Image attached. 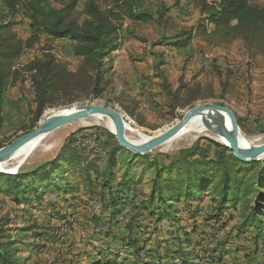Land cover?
Wrapping results in <instances>:
<instances>
[{
	"label": "rangeland",
	"instance_id": "obj_1",
	"mask_svg": "<svg viewBox=\"0 0 264 264\" xmlns=\"http://www.w3.org/2000/svg\"><path fill=\"white\" fill-rule=\"evenodd\" d=\"M69 1L53 0V5L62 8ZM250 1L264 5V0ZM85 2L78 0L73 16L81 24L87 19L83 13ZM100 3L103 10L115 9L117 5L116 0H100ZM142 10L152 13L153 18L146 22L114 21L121 27L110 39L115 40L118 47L105 55L100 72L103 91L99 95L92 93L96 63L75 54L76 42L34 32L22 10L7 16L5 21L13 22L10 32L25 46L12 63L10 73L9 67L4 70L9 75L1 112L0 147L31 131L46 113L50 115L91 102L93 97L117 107L124 113L126 123L148 136H155L173 125L193 106L210 102L229 106L240 132L251 141L258 143L264 139V24L251 31L245 26L226 30H214V26H210L209 33L195 36L186 46L180 40L198 22L199 8L185 0L179 4L173 0H146ZM6 15L7 11L0 7V16ZM49 58L64 71L58 73L56 85L48 95L49 103L36 118L35 63ZM57 70L56 67L53 72ZM70 138L67 159L78 154L80 163L61 162L67 178L62 182L63 191L46 190L39 200L31 190L15 195L8 192L6 181L0 183V229L18 241L16 258L21 263L92 264L96 259H107L125 264L144 263L141 260L181 264L178 254L181 251L187 253V259L199 264H260L264 261V236L256 238V228L249 231V240L236 239L237 230H231L240 220L239 212L233 208L235 204L231 203L230 209L224 212L226 228L220 227L221 222L212 220L209 224L200 217L209 203L211 207L212 197L218 195L214 186L193 205L187 206L183 200L171 203L173 217L162 220L156 232L155 219L133 207V202L142 199L141 192H150L155 169L147 163L133 169L137 182L120 194L122 200L128 202L112 219L113 209L105 205L99 194L101 176L99 181L97 177L98 172L103 171L108 150L117 148L118 143L103 123L58 128L48 134L43 145L20 163L14 173L0 172L11 175L30 172L55 159ZM194 147L217 158L218 152L227 146L215 133L206 131L172 148L165 149L161 144L145 154L157 166H166L181 149ZM123 152L132 151L124 148ZM225 154L229 155L230 151L225 150ZM129 159H134L133 155H120L115 169L116 181L124 173ZM13 165L10 167L15 168ZM70 185L73 186L69 188ZM105 196L109 200L108 190ZM251 198L249 207L254 204ZM245 201L247 199L241 198L237 206H246ZM193 213L197 217H193ZM133 216H137V227L129 231L126 225ZM97 217L99 220L95 221ZM123 238L125 242L130 238L147 240L145 245L143 243L141 259L131 253L132 248L123 245ZM36 245L39 248L35 249ZM247 254H252L251 260H247ZM213 258L217 261L211 262Z\"/></svg>",
	"mask_w": 264,
	"mask_h": 264
},
{
	"label": "trees",
	"instance_id": "obj_2",
	"mask_svg": "<svg viewBox=\"0 0 264 264\" xmlns=\"http://www.w3.org/2000/svg\"><path fill=\"white\" fill-rule=\"evenodd\" d=\"M144 1L146 0H116L115 9L103 10L100 0H86L83 13L87 19L81 24L73 18L78 0H70L62 8L54 6L53 0H0V7L7 11L5 17L0 16V121H3L1 112L7 87V76L9 75L4 70L9 67V72L12 63L20 56L25 46L15 34L10 32L13 22L5 21L7 16L16 15L22 10L31 21V28L34 32L45 33L53 38H70L76 42L75 54L85 58L87 62L96 63L97 74L92 93L99 95L103 91L100 84V72L105 55L109 50L118 47L115 40L110 39V36L117 33L121 27L114 21L129 19L130 21L146 22L151 20L153 14L142 10ZM173 1L175 4H179L182 0ZM185 1L199 8L201 16L191 30L185 33V38L180 40L182 45L188 46L195 36L209 33L210 26H214V30L245 26L248 31H251L264 24V5L252 3L250 0ZM37 62L40 63H35L37 75L33 77V84L37 89L35 117L39 118L49 103L50 89L56 85L58 73L64 71V68L55 65L53 58H49L45 62H41V60H37ZM56 67L59 70L53 72ZM131 126L134 128L133 124ZM71 141L72 138L67 140L55 159L39 165L30 172L16 175L0 172V183L6 181L8 192L15 195L31 190L39 200L46 190L63 191L65 186L62 182L67 178L61 162L80 163L78 154L71 160L67 159ZM124 148L118 144L117 148L108 150L103 171L102 173L98 172L97 177L99 181L101 176V192L99 194L102 195L105 205L113 209L112 219L121 211L119 206L125 204L120 194L125 193L137 182L133 169L138 164L145 165L147 163L155 169L150 192L148 194L141 192L143 198L133 206L141 211L142 215L146 212L155 219V228L162 220H169L173 217L170 212L171 203L183 200L187 206H190L194 201L202 200L204 193L214 186L218 195L212 197L211 209L205 219L221 222L220 227H224L226 224L223 218L224 212L228 211L233 203L235 204L233 208L240 215V220L233 229L240 234L247 232L250 228H256V238L264 236V159L244 162L237 159L227 147H223L218 152L217 158H214L209 156V152H200L197 147H194L181 149L176 156L171 158L169 164L157 166V163L147 154L136 155L133 152H128L133 155L134 159H129L125 163V171L116 181L115 169L119 165V157L120 155H129L123 152ZM225 150H229L230 154L226 155ZM118 152L121 154L118 155ZM217 178H219L218 181L214 183ZM71 186L73 185H70L69 188ZM106 190L109 191V200H106ZM251 197H253L254 204L249 207ZM241 198L247 199V201H245L246 206L239 208L237 203ZM192 216L196 217V213H193ZM134 217L128 225L131 230L137 227V222H135L137 216ZM98 220V217L95 218V221ZM157 231L159 230L157 229ZM35 235L40 236L41 234ZM146 241L130 238L125 242L124 239L123 245L132 248L134 256L141 259V252L145 249L143 243L145 245ZM17 243V240L2 233L0 229V264H23L16 258L19 253ZM37 248H39L38 245L35 249ZM178 254L182 259L181 264H199L187 259L185 257L187 253L184 251L178 252ZM251 257L252 254H249L247 260H251ZM114 261L116 260L96 259L92 264H124ZM141 261L144 263L138 264H158L154 260ZM216 261L217 258H213L211 262ZM219 262L221 261L219 260ZM260 264H264V261Z\"/></svg>",
	"mask_w": 264,
	"mask_h": 264
},
{
	"label": "water",
	"instance_id": "obj_3",
	"mask_svg": "<svg viewBox=\"0 0 264 264\" xmlns=\"http://www.w3.org/2000/svg\"><path fill=\"white\" fill-rule=\"evenodd\" d=\"M80 106L81 107L78 110L67 114L52 113L49 115L46 113L41 117V120L38 122L37 126L31 131L16 138L10 144L0 147V160L9 157L15 151L23 147L26 143L40 134L50 133L64 125L95 113H102L113 118L115 129L112 131V133L116 136L117 143L120 146L131 150L137 155L145 154L176 135L194 117L201 115L206 109L222 111L228 115L229 127L222 125L221 136L227 140L228 144L226 146L232 150L233 155L237 159L244 162H253L264 158V143L257 144L249 148L241 147L239 143L240 128L237 124L233 110L226 105L210 102L197 104L185 112L176 123L169 126L160 134L152 136L150 139H148V141L142 144L132 142L127 138L124 131L125 115L117 107H113L103 100L97 99L96 97H93L91 102L82 103Z\"/></svg>",
	"mask_w": 264,
	"mask_h": 264
},
{
	"label": "bare ground",
	"instance_id": "obj_4",
	"mask_svg": "<svg viewBox=\"0 0 264 264\" xmlns=\"http://www.w3.org/2000/svg\"><path fill=\"white\" fill-rule=\"evenodd\" d=\"M80 107L81 106L79 104V106H74V107H71L68 109H62V110L54 112V113L67 114V113L78 110ZM93 123H103L111 131H114V129H115L113 118L109 115H105L102 113L92 114V115L87 116L85 118H81V119H78L74 122H71V123H69V125H64L60 128L87 126V125H91ZM222 125H226L227 127H229L228 115L222 111H214V110L206 109L201 115L194 117L176 135H174L169 140L164 142L163 146L165 149L172 148L175 145L179 144L180 141L186 140V139H191V138L194 139V138H196V134H199L201 132H206V131H211V132L215 133L218 136V138L221 140V142H223L225 145H227L228 144L227 140L223 136H221ZM167 128H165V129H167ZM124 131H125V135L127 136V138L129 140H131L132 142H135V143H139V144H142V143L148 141V139H150L152 137V136H148V135H145V134L137 131L131 125L126 123L125 121H124ZM163 131H161V132H163ZM127 133H129L132 137H129L127 135ZM48 134L49 133L40 134L39 136L35 137L34 139H32L31 141L26 143L23 147H21L20 149L15 151L9 157L0 160V171L9 172V173L13 172L14 173L16 168L19 165H21L20 163H22L29 155H31L35 150H37L41 145H43ZM239 143H240L241 147L249 148V147L255 146L257 144L264 143V139H262L258 143L256 142L257 143L256 144L253 141H251L249 138H247L244 134L239 132ZM13 163L15 165V168L10 167V165H12Z\"/></svg>",
	"mask_w": 264,
	"mask_h": 264
},
{
	"label": "crops",
	"instance_id": "obj_5",
	"mask_svg": "<svg viewBox=\"0 0 264 264\" xmlns=\"http://www.w3.org/2000/svg\"><path fill=\"white\" fill-rule=\"evenodd\" d=\"M5 99H6V95H4V98H3V107H4V102H5ZM125 193H126V191H125ZM129 196V195H128ZM142 197V196H141ZM143 198V197H142ZM141 200V199H140ZM139 200V201H140ZM138 200L137 201H135V202H133V205L134 204H138V202H139ZM125 202H128V200L127 201H125ZM194 203V202H193ZM193 203L191 204V205H193ZM124 206L125 205H121V207H119L121 210L124 208ZM134 208H135V206H133ZM211 209V207H210V203L207 205V207L206 208H204V215L203 216H200V217H203V218H206V215H207V213H208V211ZM146 213V212H145ZM196 217H197V215H196ZM132 221V220H131ZM130 221V222H131ZM212 221V220H211ZM211 221H207L206 220V222H208L209 224L210 223H212ZM224 221H226L225 219H224ZM130 222H129V224H130ZM129 224H127L126 225V227L128 228V230L129 231H133V229L131 230L129 227H128V225ZM226 225H227V221H226V224H225V226H224V228H226ZM234 226H235V224L232 226V228H231V230L234 228ZM251 229H254V228H250L247 232H244V233H238L237 235H236V239H238L239 237H244L243 239H247V240H249L250 238H251V236H250V234H249V231L251 230ZM233 230H235V229H233ZM233 232V231H232ZM246 233V234H245ZM135 239V238H134ZM139 239H141V238H139ZM123 240H124V238H123ZM143 240H146V239H143ZM226 248L228 247V246H225ZM129 248V247H128ZM132 253V252H131ZM133 254V253H132ZM134 255V254H133ZM247 255H249V254H247ZM116 261H118V260H116ZM149 261V260H148ZM124 264H125V262H123Z\"/></svg>",
	"mask_w": 264,
	"mask_h": 264
}]
</instances>
